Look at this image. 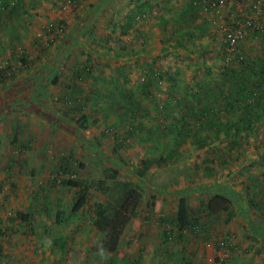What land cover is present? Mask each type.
Masks as SVG:
<instances>
[{
  "label": "rangeland",
  "instance_id": "374dc122",
  "mask_svg": "<svg viewBox=\"0 0 264 264\" xmlns=\"http://www.w3.org/2000/svg\"><path fill=\"white\" fill-rule=\"evenodd\" d=\"M65 1L20 0L0 13V61L22 45L34 61L25 69L8 60L13 76L44 59L53 75L21 91L11 86L16 99L26 94V109L0 115V264H184L186 258L188 264H264V104L224 113L207 129L182 119L186 106L206 102L198 85L219 94L231 84L220 77L225 11L204 7L206 0H77L63 9ZM48 25L61 31L38 36ZM259 45L257 38L242 41L260 70ZM30 98L46 105L27 106ZM79 113L87 117L85 129L70 119ZM150 156L164 161L137 178L136 168ZM108 169L124 181V195L138 181L142 196L114 253L96 249L107 221L104 205L96 214L71 212L72 190L60 180L94 179ZM219 187L231 194L235 216L225 223L223 215L199 209L200 232L182 231L165 244L162 230L175 231L165 223L179 194L197 210L198 199ZM94 201L104 202L98 193ZM228 233L233 248L214 261L218 240Z\"/></svg>",
  "mask_w": 264,
  "mask_h": 264
},
{
  "label": "trees",
  "instance_id": "16d2710c",
  "mask_svg": "<svg viewBox=\"0 0 264 264\" xmlns=\"http://www.w3.org/2000/svg\"><path fill=\"white\" fill-rule=\"evenodd\" d=\"M76 1L77 0H73V3ZM202 1L203 0H201V3ZM222 1L223 4H218V0H206V2H203L207 8H209L208 5L210 2L214 3L213 9H217L218 12L225 11V15H223V17L224 19L226 18V20H228L229 15H234L237 12V4L239 2H245L246 0ZM19 3L20 0H16L14 6L16 5V8H18ZM240 5L242 8H244V6H247H243V4ZM262 6H264L263 3ZM138 8L139 10H141L139 5ZM1 18L2 17H0V22H2ZM262 35H264V28H257L252 29L248 33V37H246L259 39V50L260 53L264 54V43L263 41H261ZM224 38L225 35L223 32L220 41L221 59L223 61L220 70V77L226 78V80H228L231 84L224 85L223 89L221 88V90H219V94L218 91L216 94H214L211 93V91L209 92L207 90L209 88L205 89L203 85H198V88H200V93L202 91L203 94L206 96V102L205 104L201 103L200 106H195L194 104L186 106L184 110V115L182 117L183 122H185V117L196 119V121H193L191 125H195L197 126V128L207 129L211 127V121H213L215 118H219L224 113L233 112L235 111V109L240 110L243 105H247L248 103L250 104H248V108L251 111H254L255 109L252 108L257 107L258 104H264V68L261 67L260 70L257 69L256 62L254 63L253 61H249V59L246 58L247 53H245L242 49V41L247 38H244L238 44L236 43L235 47L232 48V52L227 51V41ZM11 52L12 54L8 55L7 58L12 56V58H15L14 61H16V63L17 60L20 61L23 68L25 69L29 68L31 61H34V57L31 59V61H29V57H20L16 55L13 51ZM116 56H118V54H116ZM12 58L7 59V61ZM46 67L44 64L43 66L38 65V67L35 66L34 69H29L30 72L27 71V73L25 74L23 73L17 76L11 75V78L9 80H13V82L10 86L17 88L18 91H21L23 87L35 84V81L38 79L44 80L45 78H53L52 71L50 72L51 69ZM43 68H46L45 73L43 71ZM85 68L89 71L91 70L90 65L86 66ZM151 74H154L156 80L160 77L162 78V74L158 70H151ZM4 81L6 80L1 81V84ZM250 84H254L252 89H248L247 87V85ZM44 85H46V83H44ZM14 93L17 94L16 91H14ZM25 97L26 94H21L19 96V98L22 100L24 99V101ZM31 98L29 99V105H32L33 107L35 106L37 110H41V106L46 105L45 100L42 99L41 102L39 101L40 103L38 102V105L40 104V107H38V105L31 101ZM199 98L202 99L201 97ZM22 108V110L25 111L26 107L23 106ZM132 111L133 108L130 109L131 113ZM64 113V115H68L67 112L64 111ZM131 116H133V114H131ZM70 119L80 128H86L87 117L84 113H79L74 117L70 116ZM251 119L253 120V118ZM114 138L118 139L117 136H114ZM118 140L119 144L121 145L123 143V140ZM232 142L233 138L232 140H230V143ZM115 156L118 158L120 163L125 164V160L119 155V153L116 152ZM260 157L264 158V148L261 151ZM163 161V158H154V156L142 159L138 168H136L135 170L136 177L142 179L146 170L150 166H160L161 164L159 163ZM60 180L61 184L72 190L71 212H77L81 209L87 208V210L92 209V212L96 214L98 210L104 205L103 210H105L104 215L107 218V221L104 225L101 237L96 242V249L105 250L107 252L112 253L116 252L121 246L128 229L133 225L135 214H137L139 205L142 201V196L140 192L141 185L139 184V182L137 181L135 183V187L130 189L128 193L124 195L123 192L125 190V183L121 178L118 177V173L115 169H108V171H104L100 175V177L94 179L81 178L77 177L76 175L73 179L62 178ZM94 193H98L99 195H101L104 202L101 203L100 201H94L91 205L90 200L92 199V194ZM245 194L247 195L248 192H245ZM248 197V203L249 205H252L255 198L251 196ZM197 204V210H193L190 206L187 196L179 194L176 202V209L172 216V221L169 223H165L168 226L171 224L173 227H175V231L172 232L171 229L166 230L165 228L162 230L161 237L163 238V242L165 244L169 242L170 239H172L173 237L178 238L182 231L187 230L189 232H200L201 227H199L198 225L199 209H201L209 217L214 216L219 218L223 215L222 221L225 223L229 222L235 216L236 213L231 194L229 195L228 192L224 191L220 187L218 189V192L212 191L208 196L204 198H199ZM149 205L150 204L148 203L147 206ZM18 216L20 220L24 221L26 220L28 215L18 213ZM227 248L231 250L233 248V245L229 243L227 245ZM1 251L2 250L0 248V256H4ZM214 261H218V258L215 257ZM188 263L189 259L186 258L184 264ZM131 264L140 263L139 261L135 260L132 261Z\"/></svg>",
  "mask_w": 264,
  "mask_h": 264
},
{
  "label": "built area",
  "instance_id": "2783aa9c",
  "mask_svg": "<svg viewBox=\"0 0 264 264\" xmlns=\"http://www.w3.org/2000/svg\"><path fill=\"white\" fill-rule=\"evenodd\" d=\"M16 0H0V13L4 11L3 8L8 7L10 5H14ZM73 0H66L65 4L62 5V8L67 5V3H71ZM222 3V0H218V4ZM264 0H250L247 3L246 9L241 7V2H239L236 6L237 12L234 15H229L228 20L219 21V27L222 29V33L224 32L225 40L227 41V51L232 52V48L235 47L236 43H240L248 33L252 29L264 28ZM214 3L210 2L208 7L210 9L214 8ZM206 7V6H204ZM248 8V9H247ZM217 10V9H213ZM52 29V32L58 34L61 31V25L58 27L57 25H48L43 27L42 31L38 32L37 35H42V32H48ZM50 39L49 41H51ZM264 43V35H262V39ZM13 52L20 57H28L27 49L22 45H16L13 48ZM12 75V67L9 65L7 60L0 61V84L1 81L7 80ZM234 243L232 235H224L218 240V250L216 255L218 257V261L225 260L227 256H229V249L227 248L228 244Z\"/></svg>",
  "mask_w": 264,
  "mask_h": 264
},
{
  "label": "crops",
  "instance_id": "0c3cea01",
  "mask_svg": "<svg viewBox=\"0 0 264 264\" xmlns=\"http://www.w3.org/2000/svg\"><path fill=\"white\" fill-rule=\"evenodd\" d=\"M74 26L75 25L71 23V29ZM68 28H70V27H68ZM61 40L59 39L58 42ZM59 44H63V42H61ZM57 48L62 49V47H60V46H57ZM8 55H9V52H8L7 56ZM43 62H44L43 64L46 67V59H44ZM43 71L45 73L46 68H43ZM7 81H9V80H7ZM7 81H4L2 84H0V115H1V113H8V112L13 113V112H16V110H22L23 109L22 108L23 103H21V101H24V99L23 100L20 98L16 99L15 93L12 94L13 90L11 89V86H10L11 83L7 82ZM9 86H10V88H9ZM11 94H12V99L7 100L8 96H10ZM27 103L29 106V102H27ZM39 106H40V104H39ZM0 208H2V207H0Z\"/></svg>",
  "mask_w": 264,
  "mask_h": 264
}]
</instances>
